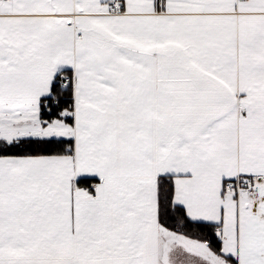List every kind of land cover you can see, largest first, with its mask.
Returning <instances> with one entry per match:
<instances>
[{
    "label": "snow or ice",
    "instance_id": "6c2138e0",
    "mask_svg": "<svg viewBox=\"0 0 264 264\" xmlns=\"http://www.w3.org/2000/svg\"><path fill=\"white\" fill-rule=\"evenodd\" d=\"M0 264H264V0H0Z\"/></svg>",
    "mask_w": 264,
    "mask_h": 264
}]
</instances>
